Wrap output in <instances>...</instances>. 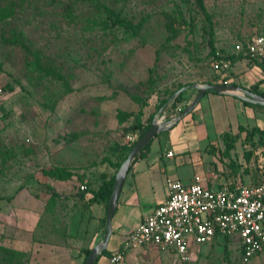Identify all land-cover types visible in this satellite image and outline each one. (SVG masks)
<instances>
[{"label": "rangeland", "instance_id": "1", "mask_svg": "<svg viewBox=\"0 0 264 264\" xmlns=\"http://www.w3.org/2000/svg\"><path fill=\"white\" fill-rule=\"evenodd\" d=\"M204 4L213 21L215 46L223 51L234 50L236 43L256 33L264 17L263 0ZM103 6L142 21L139 34L105 25ZM191 6L189 0H0L5 10L0 16V264L6 257L14 258V252L31 264L30 253L36 247L46 250L61 239L50 231L53 223L41 218L37 228L24 232L12 209L2 212L13 205L17 190H55L56 180L43 169L68 162L79 164L92 178L112 174L116 168L111 163L119 160L128 140L125 127L133 114L141 111L143 119L154 117L171 96L167 103L161 101L179 84L221 76L207 56L208 35L201 30V20L190 24ZM15 30L27 36L59 76L27 68L24 50L3 41ZM119 111L129 114L121 123ZM262 122L264 126V117ZM259 138L255 135L248 142V151L242 152L240 141L235 144L236 157L229 164L241 169L243 179L237 184L264 177V143ZM60 221L58 232L65 236L66 220ZM19 237L30 247L17 245ZM81 240L75 236L80 250L72 249L71 257L82 264ZM160 257L158 262L142 258L124 264H180L167 251ZM189 264L243 263L235 238L218 237L203 244ZM245 264H264V249Z\"/></svg>", "mask_w": 264, "mask_h": 264}, {"label": "crops", "instance_id": "2", "mask_svg": "<svg viewBox=\"0 0 264 264\" xmlns=\"http://www.w3.org/2000/svg\"><path fill=\"white\" fill-rule=\"evenodd\" d=\"M220 52L223 55L236 53L230 49ZM236 64L238 67L234 71ZM221 72H216L221 76L212 83L234 84L248 90L258 83L259 88L264 91V66L247 57L230 61L229 68ZM207 82L210 81H203ZM186 90L184 101L174 108L170 107L169 101L167 106L154 114L153 119L163 122L177 117L198 92L191 85ZM242 101L244 100L237 96L207 90L188 114L155 134L146 153L131 162L125 175L111 221L112 232L106 247L110 253L119 251L126 236L166 199L169 180L179 179L184 183L197 182L209 188H217L224 184L234 185L239 179H243L241 169L231 167L229 162L236 157V142H241L242 152L250 149L248 143L242 140L247 131L254 126L264 129V109L245 106ZM169 107L172 108L171 111ZM251 120L255 122L252 126L248 123ZM240 126L244 128L243 131H240ZM230 137H234L233 147L229 153H223L226 140ZM169 152L172 153L171 156L167 155ZM241 162L237 161L238 164ZM78 165L68 162V166L79 169L72 179L56 180L52 184L55 190H17L12 195L13 205L8 204L2 210L12 209L15 221L21 224L20 229L24 232L37 228L41 218L53 223L50 231L61 239L53 241L46 250L36 247L30 253L31 264H81L79 259L71 257L72 249L80 250L79 246L74 245L75 236L82 238V248L90 250L104 237V201L92 199L90 192L78 190L81 184L96 187L102 178H92L89 171ZM53 192L59 196L53 198ZM63 219L66 220V229H61L66 231L65 236L58 232L62 226L59 223L63 222L60 220ZM15 242L23 248L30 247L24 237L17 238ZM162 253L151 247H141L126 251L124 261L135 262L151 258L158 262ZM107 256L101 255L97 264H104ZM124 261L120 264H124Z\"/></svg>", "mask_w": 264, "mask_h": 264}, {"label": "built area", "instance_id": "3", "mask_svg": "<svg viewBox=\"0 0 264 264\" xmlns=\"http://www.w3.org/2000/svg\"><path fill=\"white\" fill-rule=\"evenodd\" d=\"M234 50L264 66V17L260 30L236 43ZM216 56L219 58L212 59V69H228L230 61L220 51ZM133 139L128 136V140ZM79 188L83 190L85 185ZM167 189L166 199L126 236L121 249L107 256L104 264H120L126 251L146 246L167 251L176 262L189 264L203 244H211L218 237L235 238L243 264L263 251L264 178L255 184L217 188L173 179L167 182Z\"/></svg>", "mask_w": 264, "mask_h": 264}, {"label": "trees", "instance_id": "4", "mask_svg": "<svg viewBox=\"0 0 264 264\" xmlns=\"http://www.w3.org/2000/svg\"><path fill=\"white\" fill-rule=\"evenodd\" d=\"M189 3L192 5L191 6L192 8H190V14H189L191 26L193 27V25L196 24L197 20H201V22H202L201 30L208 35L207 44L209 46V51L207 53V56H209L211 60L219 58L218 56H216V51H218V49L215 46V41H214V37H213V35H214L213 21H212L211 16L209 15V13L206 9V6L204 4V0H189ZM102 12H104L106 15L105 25H107L109 23L108 24L109 26L121 27L127 31H130L134 35L139 34L140 30L143 27L142 21L139 20L137 22H134L133 20H131L125 16H122V14L120 12L115 11L113 8L103 6ZM4 13H5V10L0 9V16H2ZM260 27H261V23H260L258 31L260 30ZM3 41L7 44H10V45L19 46L24 50L25 65L27 66V68L34 70V71H37V70L43 71V72L47 73L48 75L59 76V74L56 71H54L49 66V64L44 62L42 52L40 50H37L30 43L27 36L22 31L15 30V31L8 33L7 35L3 36ZM220 51L223 52L222 49H220ZM242 57H247V56L243 53H232V54H226L223 56L224 59H228L231 62H233L239 58H242ZM218 79H219V75H215L209 81H210V83H212V82L218 81ZM187 85H191V84H188V83L184 84V85L179 84L176 88L169 91L167 98H165L161 101V105L167 103L168 97L171 96L176 90H178L182 86H187ZM258 85L259 84L256 83V84L250 86L249 90H251L252 92L258 93L264 97V91L262 89H260ZM8 88L11 89L10 86H8ZM210 91H213V90H210ZM186 92H187V90L178 94L170 102V107L174 108L179 103L184 101ZM242 102L245 106L264 109V106H261V105L253 104V103H250L247 101H242ZM177 112L179 113V109L177 110ZM117 115H118L120 123L122 122L123 116H129V114H126L125 112H122V111H119L117 113ZM133 115H134V117H133L132 121L130 122V124L125 127V132L128 134V136H134V139L133 140H127L125 142L123 149H122V152L120 153L118 161H116L114 163H111L109 161L111 163V165L116 168L115 171L112 174H108V175L102 173L101 174L102 181L100 182V184H98L96 187L85 185V188L83 189L84 193L90 192L92 194V199L99 198V199L103 200L106 208H107L109 196L112 192L115 174H116L121 162L126 158L129 150L132 148V146L134 145L136 140L138 138H140L144 134V132L149 128V126L151 125L152 119H153V115H150L147 119L144 120L142 118V112L141 111L136 113V114H133ZM243 130H244V128L240 126V131H243ZM255 135L259 136L260 137L259 140L263 141V143H264V129H260L257 126H254L250 131L246 132L244 140L245 141L247 140L246 141L247 143L248 142L251 143V142H253ZM233 142H234V137H230L226 140V144H225V148H224L223 153H229V151L233 147L232 146ZM149 145H150V142H148L144 146V148L135 156L134 160L140 156H143L146 153V151L148 150ZM77 169H79V168H73L70 166H57V167L54 166V167H51L48 169L44 168L43 172H44L45 176H47L51 179L63 181V180L72 179V176L76 175ZM263 178L264 177L258 178L252 184H255L258 181L263 180ZM229 186H233V184L232 185L230 184ZM78 190H80V188H78ZM2 197L3 196L0 195V199ZM9 198H11V197H9ZM103 222H105V218H103ZM224 238H227V237H224ZM89 252H90V249L84 250L85 256L83 259V263H84L85 257L88 255ZM13 254H15L14 258H12V256H9V257H6L4 260H1L3 262L2 264H27L23 260L24 255L22 253L14 252ZM111 254L112 253H110L107 249H105L97 257L94 264H97L98 259L101 255H108L109 256Z\"/></svg>", "mask_w": 264, "mask_h": 264}, {"label": "water", "instance_id": "5", "mask_svg": "<svg viewBox=\"0 0 264 264\" xmlns=\"http://www.w3.org/2000/svg\"><path fill=\"white\" fill-rule=\"evenodd\" d=\"M193 88L198 90L194 100L184 109L182 112L175 118H172L168 121L160 122L156 118H154L151 122L149 128L144 132V134L136 140L132 148L129 150L126 158L121 162L114 178V184L112 188V192L109 196L106 214H105V233L102 241L97 243L85 257L83 264H94L97 257L106 249L109 237L111 235V221L114 214V210L116 207V202L122 188L125 175L128 171L129 165L134 160L135 156L144 148V146L151 141V139L157 134L158 132L166 129L171 124L176 122L178 119L183 117L184 115L188 114L198 103L201 96L207 90H214L218 93H226L233 96H237L241 100L264 106V97L258 93L252 92L246 88L236 86L234 84L228 83H193L191 84ZM188 86H182L178 90H176L169 101H172L178 94L182 93L186 90Z\"/></svg>", "mask_w": 264, "mask_h": 264}]
</instances>
